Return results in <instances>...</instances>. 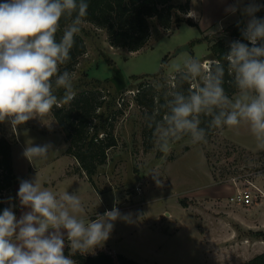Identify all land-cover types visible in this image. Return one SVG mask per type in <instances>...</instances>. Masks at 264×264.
<instances>
[{
	"label": "rangeland",
	"instance_id": "1",
	"mask_svg": "<svg viewBox=\"0 0 264 264\" xmlns=\"http://www.w3.org/2000/svg\"><path fill=\"white\" fill-rule=\"evenodd\" d=\"M185 2L173 0L174 4ZM255 2L262 6L264 0ZM234 3L236 0H190L196 19L189 18V12L176 13L168 30L151 20L150 40L136 53L110 47L105 32L82 23L79 34L86 53L73 72L74 89L98 88L106 95L110 109L98 111L97 124L107 113L122 110L114 122L118 146L108 152L107 163L93 177L96 197L88 192L87 188L93 187L90 183L76 179L75 183L60 179L61 185L56 184L53 191L82 197L91 215H102L114 206L122 214H131L129 222H115L110 238L98 249H109L139 264H242L264 250V201L253 208L232 206L227 201L233 181L244 184L246 170L259 173L256 184L264 191V150L257 147L250 126L246 122L235 128L223 126L206 138V143L193 144L191 138L182 137L164 154L158 144L167 126L158 128L150 149H145L143 120L135 103L137 91L144 86H154L158 93L165 83L173 86L176 74L188 71V57L199 58L201 79L206 77L214 61L208 43L200 40L223 35L229 25L239 19L247 24L249 19L242 13L249 0H242L235 14L226 12ZM187 19L197 26L187 24ZM186 46L188 50L177 53ZM115 68L126 81L120 93L110 83ZM62 91L55 94L62 97ZM58 143L60 139L55 137L53 145ZM66 167L68 175L82 176L64 157L52 160L49 168L56 174ZM136 187L141 188L139 193ZM244 218L252 219V225H244Z\"/></svg>",
	"mask_w": 264,
	"mask_h": 264
},
{
	"label": "clouds",
	"instance_id": "2",
	"mask_svg": "<svg viewBox=\"0 0 264 264\" xmlns=\"http://www.w3.org/2000/svg\"><path fill=\"white\" fill-rule=\"evenodd\" d=\"M241 2L236 0L225 11L235 14ZM88 7V0H0V123L7 120L15 129L75 98L73 73L67 69L61 72L59 66L71 60L74 37L81 32ZM260 7L249 0L242 9L249 17L242 36L251 46L233 41L224 56L239 95L230 99L225 94V69L215 61L202 86L187 97L174 94L170 114L164 117L167 128L160 137V152L168 154L183 136H189L193 144L206 143L208 129L235 128L245 122L258 141L257 147L264 150V19L255 15ZM195 15L188 13L190 18ZM62 17L69 23L57 40ZM185 67L198 76L202 64L199 58L188 57ZM59 89L64 90L62 97L55 94ZM200 113L212 117L207 129L200 126ZM53 149L50 142L31 144L23 155L32 163L45 159ZM17 196L29 210L19 218L12 206L0 213V264H76L71 255L102 247L115 222H129L131 217L114 206L86 222L78 195L67 191L56 194L42 187L37 175L20 181ZM65 234L69 256L64 254Z\"/></svg>",
	"mask_w": 264,
	"mask_h": 264
},
{
	"label": "trees",
	"instance_id": "3",
	"mask_svg": "<svg viewBox=\"0 0 264 264\" xmlns=\"http://www.w3.org/2000/svg\"><path fill=\"white\" fill-rule=\"evenodd\" d=\"M88 14L83 18L85 23L96 29L103 30L107 42L114 49H124L129 53H136L147 46L150 40V21L155 20L157 25L168 30L172 25V18L176 13H188L190 0L183 4H174L173 0H88ZM257 18L264 19V2L260 10L255 13ZM179 23L180 21L177 20ZM190 26H197L190 19L185 20ZM69 21L63 17L60 20V28L56 33L59 40L63 35V29ZM246 27L243 19L229 25L223 35L212 38L203 37L200 41L207 42L213 61H219L224 66L223 88L225 94L232 99L239 93L234 83V77L229 73L228 62L224 56L230 51L233 41L250 43L242 36V29ZM75 45L70 55L71 60L60 65V71L67 69L73 73L80 59L86 53L84 39L80 34L74 37ZM109 64L111 61L107 60ZM166 61V58L164 59ZM214 62L210 70L212 69ZM161 72L155 76H160ZM137 79V78H134ZM205 77L199 74L192 76L189 71H179L173 81V86L165 83L160 93L154 86H144L137 91L135 103L140 109L143 120L142 137L145 149H150L153 137L160 126H167L164 117L170 114L171 103L175 93H181L186 97L190 92L203 85ZM75 98L68 104L55 107L50 112L54 122L63 134L67 149L65 154L74 158L77 162L76 169L84 175L87 181L95 188L93 177L98 168L108 161V152L118 146L114 135L115 118L122 115V110H117L105 116L97 124L98 114L103 107L110 109L106 103L105 94L99 90L78 88ZM75 90V89H74ZM62 91L60 96H63ZM219 109L216 110L218 112ZM201 127L208 128L212 117L200 113ZM219 128H210L207 137L215 133ZM0 137V213L6 208L2 202L3 194L15 183L13 173L11 143L3 135ZM190 138L189 136H183ZM261 236L264 237V234ZM66 256L71 255L69 249L64 251ZM76 264H139L119 254H111L100 251L93 256L76 253L71 255ZM242 264H264V252L254 256Z\"/></svg>",
	"mask_w": 264,
	"mask_h": 264
},
{
	"label": "crops",
	"instance_id": "4",
	"mask_svg": "<svg viewBox=\"0 0 264 264\" xmlns=\"http://www.w3.org/2000/svg\"><path fill=\"white\" fill-rule=\"evenodd\" d=\"M191 12L193 11L191 10ZM191 19H196V16L195 18H191ZM100 31L104 32L103 30H100ZM3 124H4L3 128H2V124L0 125L1 126L0 137L2 136V132H3L4 133L3 135L11 143L12 166H13V173H14V177L16 181L14 185L3 194L2 202L6 208L10 206L13 207V211L15 212L17 218H19L23 212H26L29 210L28 208L21 206L19 198L17 196V192L19 189V183L21 180H24V179L31 180L37 175L38 180L41 183L42 187H46L51 191L55 189L56 184L61 185V183H58V182H62L60 181V179H64V178L70 179L74 183H75L74 179H76L77 181L83 180V181L88 182L84 175L82 176H78V175L71 176L70 174L68 175L67 174L68 167H66V169L61 170V172H58L56 174L51 173V170L49 167L52 165V160L57 161L61 157H64L65 161H68L69 166L77 165V162L74 160V158L65 154V151L67 149V144L65 142L63 134L59 130V127L54 122L51 113H48L41 117L31 119L27 121L26 123L17 126L15 129H13L10 124H8L7 120ZM54 134H57V135H54ZM55 137H58V139H60V143H58L56 146L53 145V141ZM49 142L54 146V149L49 151L45 159H35L32 161V163H30L29 160L23 155L24 148L27 145L44 144V143H49ZM61 154L66 155V156H62ZM53 178H54V181H53ZM87 189L90 195L94 196V194L96 193L95 188L89 186ZM231 191L233 193L234 191L233 188H231ZM74 192H76V190H74ZM54 193L60 194L63 192L55 191ZM96 194H95V197H96ZM80 199L85 208V212L81 215H83L86 218V221L90 219H95L97 213H94L93 215H91L90 206L89 205L86 206L82 197H80ZM98 201H100V197H98ZM253 207H256V205ZM253 207H250V208H253ZM242 221L244 225H252V222H253L252 219H246V218H244ZM67 248L70 250V247L68 246L66 234H65L64 251ZM100 251H105L111 254H115L113 251L109 249L108 250L103 249V248L102 249L97 248V251L89 252L87 254L90 256H93ZM262 252H264V250H261L259 254H261Z\"/></svg>",
	"mask_w": 264,
	"mask_h": 264
},
{
	"label": "built area",
	"instance_id": "5",
	"mask_svg": "<svg viewBox=\"0 0 264 264\" xmlns=\"http://www.w3.org/2000/svg\"><path fill=\"white\" fill-rule=\"evenodd\" d=\"M128 94H133V92H128ZM258 174V172H249L246 170L242 175V178L245 179V182L242 186H239L236 180L233 181L234 191L232 195L227 198V201L230 205L242 208H250L264 201V191L256 184ZM135 191L139 193L141 188L136 187Z\"/></svg>",
	"mask_w": 264,
	"mask_h": 264
},
{
	"label": "water",
	"instance_id": "6",
	"mask_svg": "<svg viewBox=\"0 0 264 264\" xmlns=\"http://www.w3.org/2000/svg\"><path fill=\"white\" fill-rule=\"evenodd\" d=\"M188 49L189 47L186 46L178 50L177 53H179L182 50H188ZM110 83L114 86L115 91L118 93H120L126 88V81L124 75L116 68L114 69V76L111 78Z\"/></svg>",
	"mask_w": 264,
	"mask_h": 264
},
{
	"label": "bare ground",
	"instance_id": "7",
	"mask_svg": "<svg viewBox=\"0 0 264 264\" xmlns=\"http://www.w3.org/2000/svg\"><path fill=\"white\" fill-rule=\"evenodd\" d=\"M189 18H190V17H189ZM205 63H206V64H209L210 62H209V61H206Z\"/></svg>",
	"mask_w": 264,
	"mask_h": 264
}]
</instances>
